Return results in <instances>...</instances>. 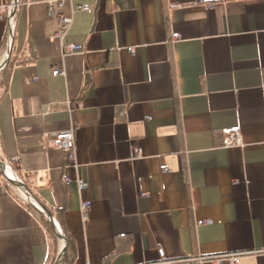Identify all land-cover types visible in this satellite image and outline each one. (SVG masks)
Wrapping results in <instances>:
<instances>
[{
  "label": "crops",
  "instance_id": "obj_1",
  "mask_svg": "<svg viewBox=\"0 0 264 264\" xmlns=\"http://www.w3.org/2000/svg\"><path fill=\"white\" fill-rule=\"evenodd\" d=\"M9 56L0 264H57L62 228L71 264H264V0H0ZM68 130L72 161L50 142Z\"/></svg>",
  "mask_w": 264,
  "mask_h": 264
},
{
  "label": "built area",
  "instance_id": "obj_2",
  "mask_svg": "<svg viewBox=\"0 0 264 264\" xmlns=\"http://www.w3.org/2000/svg\"><path fill=\"white\" fill-rule=\"evenodd\" d=\"M80 10H82L84 12L91 13V9L85 5L81 6ZM60 23H61L60 24L61 29L64 30L66 28V26L68 25L69 20L65 19V18H63V19L61 18ZM173 38L174 39L178 38V35L173 34ZM78 49H80L78 46L66 45L63 50H64V53L67 54V53H71L73 51H76ZM128 52L133 54L134 49L128 48ZM4 66H5V62L3 64H0V71L4 68ZM52 75L53 76H59V75H63V73L60 72L59 70L55 69L52 71ZM221 135H222V147L223 148H236V147L242 146L240 127L239 126H234V127L223 129L221 131ZM50 142H51L52 146L59 148L60 150L66 152L68 154V160L69 161H72L74 159V155H73L74 138H73V133L71 130L52 134L50 136ZM160 169L163 173L168 172V168L166 166H161ZM3 174L5 176V179H7V181L11 182L12 184L18 185L20 189L22 188L21 182L18 180V178L13 176V175H10L9 168L7 166L3 167ZM63 179H64V182H66V183H68L70 181L67 178V176H64ZM77 183H78V187L80 190L85 189L87 186L82 181H78ZM89 207H90L89 202L83 203V205L81 207V211H82L83 215H85L87 213ZM209 223L210 222H208V221H200L197 223V225L201 226V225L209 224ZM158 254H159L161 260H165L164 252L162 249L158 250ZM204 260H210L212 264H239L238 255H233V254L228 255V256H224L222 258H211V257H207V258L198 257L197 258V257L189 256V257L183 259L182 262L188 264V263H193V262H202ZM179 262H181V261H179ZM168 263H171V262H168Z\"/></svg>",
  "mask_w": 264,
  "mask_h": 264
},
{
  "label": "trees",
  "instance_id": "obj_3",
  "mask_svg": "<svg viewBox=\"0 0 264 264\" xmlns=\"http://www.w3.org/2000/svg\"><path fill=\"white\" fill-rule=\"evenodd\" d=\"M12 67H13V58L9 56L4 68L0 72V90L1 89L4 90L6 88V77L8 76V73ZM25 206L35 216H37V218L40 221H42L45 225H47L46 224L47 221H46V219H44V217H45L44 214L38 212V210H35L30 204H25ZM47 227H49V226L47 225ZM54 235H56V234L54 233ZM62 237L65 239L66 248H65V251L60 255V259H59L57 264H71L74 261L73 242L71 241V238L69 237V235L67 234V232L63 228H62Z\"/></svg>",
  "mask_w": 264,
  "mask_h": 264
},
{
  "label": "water",
  "instance_id": "obj_4",
  "mask_svg": "<svg viewBox=\"0 0 264 264\" xmlns=\"http://www.w3.org/2000/svg\"><path fill=\"white\" fill-rule=\"evenodd\" d=\"M5 64H6V62H5ZM42 213H44L45 215H46V217L54 224V221H53V219H52V215H51V213L48 211V210H46L44 207H42V206H39V208H38ZM58 238L61 240V241H63V242H65V239L63 238V237H61L60 235H58ZM65 249V248H64ZM64 249H62L61 250V252H60V254L59 255H61L65 250Z\"/></svg>",
  "mask_w": 264,
  "mask_h": 264
},
{
  "label": "bare ground",
  "instance_id": "obj_5",
  "mask_svg": "<svg viewBox=\"0 0 264 264\" xmlns=\"http://www.w3.org/2000/svg\"><path fill=\"white\" fill-rule=\"evenodd\" d=\"M5 54V53H4ZM3 61V60H2ZM11 175V174H10Z\"/></svg>",
  "mask_w": 264,
  "mask_h": 264
}]
</instances>
